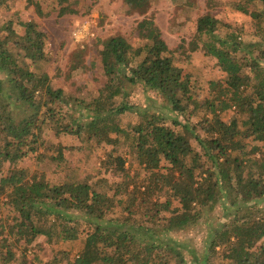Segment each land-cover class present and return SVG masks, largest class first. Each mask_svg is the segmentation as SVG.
Masks as SVG:
<instances>
[{"label": "trees", "instance_id": "16d2710c", "mask_svg": "<svg viewBox=\"0 0 264 264\" xmlns=\"http://www.w3.org/2000/svg\"><path fill=\"white\" fill-rule=\"evenodd\" d=\"M6 1L0 0V5ZM27 2L40 17L52 12L40 0ZM124 2L128 14L142 17L136 29L143 44L135 46L121 33L96 35L75 41L67 61L65 79L80 69H94L98 61L105 79L94 97L70 94L54 86L48 72L31 69L47 59V32L35 20L11 17L0 24V73L4 74L0 77V263L36 264L37 255L31 263L28 257L38 236L50 241L81 237L77 214L89 226L75 264H211L217 246L224 250L221 264H264V244H259L264 241V205L260 203L264 200V50L257 53L260 43L245 41L242 29L220 36L217 29L231 26L212 12L201 15L198 36L206 53L226 73L223 79L209 81L208 96L201 99L202 87L193 85L180 66L198 50V42L182 40L169 46L155 22L152 0ZM195 2L186 0L191 6ZM244 2L260 6L249 11L245 3L237 4L250 15L264 44V0ZM77 3L58 0V15L77 13ZM207 4L222 6L224 1L207 0ZM15 21L23 33L14 28ZM94 49L96 59L89 65L87 56ZM127 82L163 99L174 116L186 112L199 116L206 109L200 120L206 134L197 136L201 151L157 113L143 112L137 123L122 126L120 119L134 113L126 99ZM17 105L30 112L18 117ZM224 115L231 116L229 122ZM173 122L180 123L175 117ZM50 131L83 141L125 142L150 174L142 184L133 181L132 190L126 181L102 179L97 185L76 176L56 183L38 174L28 178L16 167L27 157L59 163L65 159L64 147L58 145L56 153L47 139ZM7 163L9 169L3 174ZM125 164L116 154L105 161L114 172L125 171ZM221 200L223 218L210 224L202 257L188 243L171 236L197 226L204 211H212ZM119 204L126 214L115 216ZM165 232L166 239L161 236Z\"/></svg>", "mask_w": 264, "mask_h": 264}, {"label": "rangeland", "instance_id": "374dc122", "mask_svg": "<svg viewBox=\"0 0 264 264\" xmlns=\"http://www.w3.org/2000/svg\"><path fill=\"white\" fill-rule=\"evenodd\" d=\"M40 1L44 9L52 10L48 17H40L36 13L34 6L27 7V0H7L0 5V24H5L11 17H15V20L18 18L35 20L40 28L47 32L45 43L47 59L44 62L32 64L31 69L37 73L48 72L53 85L64 87L70 94L94 97L99 94L100 87L105 79L101 65H97L98 61L96 66L93 67L94 69H80L70 79H65L68 72L67 61L76 48L72 33L77 25L85 19L90 22V19L96 20L97 26L95 23L93 25L97 31L96 35L100 37L121 33L135 46L143 44L136 29L137 22L142 17L138 14H128V6L124 0H77L78 3L75 5L77 13L64 16L58 15V0ZM223 1L224 4L222 6L214 5L212 7L207 4V0H196L194 6L187 4L186 0H152L151 4L155 22L160 27L163 37L169 46L175 47L182 40L186 41L187 44L192 40L198 42V50L191 52L188 57L180 62V66L193 85L202 87L201 99H205L208 96L209 81L220 80L226 76V73L218 65L217 59L206 53L202 40L198 36L196 25L201 15L212 12L223 23L231 26V29H227V26H221L217 29L216 31L220 36L227 34L228 30L242 29L240 35L245 41H258L260 43L262 48L258 47L257 53L264 50V44L259 41L261 35L256 33L252 18L248 13L243 12L237 4L245 3L249 11L260 8V6L258 4H246L244 0ZM14 28L19 33L24 31L17 21L14 23ZM92 38L94 37L88 39ZM95 59L96 50L94 49L92 55L87 56V62L90 65ZM0 77H4V74L0 73ZM125 85L129 92L126 99L133 106L134 113L131 112V114L129 112V116H123V119H120L122 126L126 127L128 122L137 123L141 119V113L143 112L157 113L164 117L166 125H170L184 133L191 146L201 151V144L197 140V136L202 137L206 134L205 129L200 124L201 117L206 113V109L200 110L201 114L199 116L194 113L191 115L189 112L174 116L173 111L164 106L162 102L164 100L156 97L154 93L152 94L148 90L128 82ZM29 112L30 110L26 107L17 105L16 114L18 117L26 116ZM208 116L210 117V113ZM174 117L180 122L179 124L173 122ZM223 119L229 122L231 116L224 115ZM46 137L55 146V152L59 147L58 145L64 147L65 159L62 163H59L51 159L39 160L36 156L27 157L20 161L16 167L19 170H23L28 178L32 179L34 174H38L44 176L46 180L56 183L66 176L67 179H70L68 178L70 176H76L79 179H88L92 183L98 182L97 185L102 184L100 182L102 179L107 180L109 183L126 181L131 184L129 189L132 190L133 181H138L139 184H142L144 177L150 174V172L140 167L136 154L131 151L125 142L108 144L99 143L95 140L83 141L76 135L57 133L55 131H50ZM249 143L256 144L252 141H249ZM257 144L263 145V142ZM110 154L120 155L125 159V171L117 170L114 172V170L106 168L105 161H107ZM9 165V163L5 165L2 171L3 174H6ZM97 187L103 188L102 186ZM119 197H122V195ZM260 203L264 205V200H261ZM223 205L224 201L221 200L212 211H204V217L197 226L171 234V236L179 242L188 243L189 248H195L199 256L201 255L202 257V254L206 251L209 239L210 224H217L223 218ZM113 214L115 216L126 214L124 206L119 204ZM6 215L7 213H5ZM135 215L136 218H140L139 214ZM76 219L80 227L81 237L66 241H57L56 239L50 241L46 236H38L28 257L30 263L34 256L37 255L39 258L36 260V264H75V259L84 247V234L88 232L89 226V223L82 215L76 214L75 222ZM161 236L165 239L168 237L166 232ZM259 244H264V241ZM223 251V246H217L209 262L211 264H221L224 260ZM39 259L41 260L39 261ZM54 261L59 262L53 263ZM188 261H191V259Z\"/></svg>", "mask_w": 264, "mask_h": 264}, {"label": "built area", "instance_id": "2783aa9c", "mask_svg": "<svg viewBox=\"0 0 264 264\" xmlns=\"http://www.w3.org/2000/svg\"><path fill=\"white\" fill-rule=\"evenodd\" d=\"M91 22L85 19L82 23L78 24L77 27L73 31V39L77 42H81L84 39H88L96 36V29L94 27V23L97 26V22L95 19H90Z\"/></svg>", "mask_w": 264, "mask_h": 264}]
</instances>
